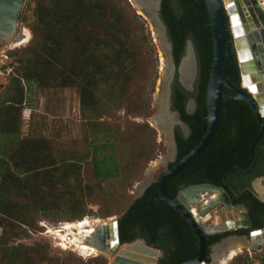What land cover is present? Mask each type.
Returning <instances> with one entry per match:
<instances>
[{
    "label": "trees",
    "instance_id": "16d2710c",
    "mask_svg": "<svg viewBox=\"0 0 264 264\" xmlns=\"http://www.w3.org/2000/svg\"><path fill=\"white\" fill-rule=\"evenodd\" d=\"M176 1L177 9L171 0H164L163 13L176 54L182 53L187 33L192 32L207 60L206 95L200 108L206 117L214 55L211 14L206 0ZM32 2L35 6V20L31 25L34 39L20 54V67L0 100V264H76L73 253L61 256L51 253L45 243L28 245L18 241L29 238L31 231H41L37 222L39 216L75 221L94 215L90 202L109 201L113 196L108 189L112 181L128 178L131 172L142 167V161L149 163L153 159L156 144L151 138L156 131L149 124L135 123L131 133L130 128L105 130L106 125L98 120L123 108L134 117L149 115L147 95L156 66L143 21L117 0ZM232 39L228 31L224 72L239 88L240 67ZM24 80L31 90V83H35L43 90L75 88L80 91L83 114L90 123L99 125L98 133H94L88 143L92 152L82 153L76 148L57 151L48 138H21L20 114L27 93ZM227 90L237 94L229 86ZM246 105V100L224 96L223 110H241ZM243 120L235 118L237 125L251 124L250 119ZM257 124L260 128V123ZM207 131L208 124L205 132H195L190 139L181 142L176 163L202 141ZM220 131L219 128L214 141L198 158L168 181L171 194L177 196L180 189L194 184H221L223 173L235 165L230 160L236 158V154L231 150L223 151L225 143ZM86 162L94 165L92 181H87L83 175ZM233 171L225 174L223 180L227 181ZM244 200L252 207L257 205L249 198ZM261 207L262 212L251 211L258 228L264 227V205ZM104 214L111 216L112 210ZM119 231L122 243L145 239L162 249L165 255L160 264H181L201 253L190 223L161 199L158 183L152 184L129 206L120 219ZM207 252L208 256L209 250ZM81 264H106V259L95 257ZM230 264L255 262L247 254L238 255Z\"/></svg>",
    "mask_w": 264,
    "mask_h": 264
},
{
    "label": "rangeland",
    "instance_id": "374dc122",
    "mask_svg": "<svg viewBox=\"0 0 264 264\" xmlns=\"http://www.w3.org/2000/svg\"><path fill=\"white\" fill-rule=\"evenodd\" d=\"M117 1L131 13L137 15L145 25V35L147 37V41L150 46L149 49L152 52L154 64L156 66V73L151 82L147 95L150 112L149 115H140L134 117L128 115L126 110L123 108L114 111L113 114L103 116L98 121L103 123L104 126L106 125L105 130L108 129L112 131L113 128L119 127L121 131H125L127 128H130L131 133H133L132 126L135 123L149 124L156 131L155 135L151 138V140L156 144V149L154 151L153 159L149 163L142 161V167L131 172L128 178L115 180L109 184V192L113 195L110 197L109 201L105 203L90 202L91 204L89 205V208L93 209L95 214L87 216L86 218H90L92 221L102 220L105 223L111 222L112 219L120 220L129 206H131L137 200L139 191L142 189L143 185L150 183L151 181L159 180L162 173L168 170L169 167L167 164L160 165L155 170L152 178H150L148 173H150V169L154 162L162 159V157L169 158L171 157L172 153V141L171 138H168L170 137L168 133L171 132V129L157 126L155 123V118L158 117L159 113L161 112L159 97L165 92V88L167 87V84L165 85L166 66H164L163 59L167 61L168 66V59L170 60L171 56L161 43L158 26L153 22V19L151 20L148 15H143L140 13V10L135 5L134 0ZM34 20L35 6L32 0H29L24 13L23 24L28 29L30 39L22 45L15 44L14 46L13 43H9L7 41H2L0 44V85H2L0 88V100L4 98L16 69L20 67V54L23 50L27 49L31 45L34 39V34L31 29V25ZM23 83L26 86L27 93L25 105L23 106L22 112L20 114L21 138H48L53 141V147L57 151L62 149L67 151L68 149L74 148H76L78 151H81L82 153L93 151V148H91L92 146L88 145V143L89 141H92L93 134L98 133L97 126L99 125L90 123L87 119V116L83 114L80 91L78 89L54 88L43 90L39 89L35 83H31V86H33V89L31 90L29 89V86L27 87V82L25 80ZM93 174V163L86 162L83 169L84 178L87 181H92L94 180ZM206 198H208L207 195ZM197 207L198 206L195 205L194 209H198ZM111 210V216L104 214L105 212L110 213ZM216 211L217 215H212L214 217L209 215L210 219L206 220L208 226L216 227L217 220L223 218V213L219 211L218 207H216L210 214H213ZM231 212L240 218L241 210H235ZM46 220L49 221L48 223L50 227L55 228V231H50L49 234H44L46 228L41 224V222ZM37 222L42 228L41 231H31L30 237L19 240V243L22 242L29 245L36 242H42L50 247L51 253L61 256H66L70 253H73L76 256V264H81L82 262H86L95 257H104L106 259V264H110L112 261L111 256L104 251H101L99 255L83 256L76 249V247L73 246V243L70 240L73 237L70 238L69 236V240L67 241L64 240L62 236L58 235L57 231L64 229L67 222L74 221H59L58 219H49L44 216H39ZM61 222L66 223L61 224ZM107 225L104 226L106 227ZM99 227L102 228L100 229ZM103 228L104 227L102 224L96 228L98 230L100 229L98 234H101L104 231ZM255 228L258 227L256 226ZM1 233L2 228H0V234ZM98 238L100 239V237ZM60 239H63L62 243L64 244H62V246H60L61 244L58 242ZM223 244V248L225 250H228L227 248L231 246L229 243H220V245ZM65 245H68V248H65ZM249 246V249H244L239 255L249 254V256L254 259L255 264H262V257H264V236H262L260 239V244L258 246L254 248L250 245V243ZM220 248L218 249V252L220 251ZM218 252L215 247L211 252L212 257L215 254H217V256H222L223 253L221 252L218 254ZM217 260L218 258L215 261ZM233 260L227 264H230ZM209 262H211V259Z\"/></svg>",
    "mask_w": 264,
    "mask_h": 264
},
{
    "label": "flooded vegetation",
    "instance_id": "af4514ba",
    "mask_svg": "<svg viewBox=\"0 0 264 264\" xmlns=\"http://www.w3.org/2000/svg\"><path fill=\"white\" fill-rule=\"evenodd\" d=\"M163 2L164 0H161L159 16L165 25V33L171 44V58L174 65L173 72L169 77L170 80H166L165 82L168 89L167 94L166 91L164 93L166 97L165 107L167 108V111H164L165 113L167 112L166 114H170L172 119L167 125L168 127H165L171 129L169 133L170 137L168 138H171L172 148L175 150L174 156L168 158V167L170 168L172 164H176L180 156L181 142L190 139L195 132H205L206 124H208L209 129V113L204 117L200 112L202 101L206 95L205 86L208 67L207 60L203 58L202 52L196 44L192 32L187 33L188 38L185 41V47L182 53L179 56L176 54L175 43L171 35L170 27L163 13ZM171 2L177 9V1L171 0ZM229 3L234 4L231 9H227V12L229 32L233 38L232 42L235 46L236 57L240 67L239 88L250 93L254 97L259 95L260 98H262L264 96V9L259 4V0H230ZM260 3H264V0H260ZM234 20H237V24L234 23ZM238 39L246 40V44L243 45L242 48L243 51L249 55L246 59L250 61L248 62L250 72L247 75L249 77L247 83L250 84L245 83V76L241 67L242 60L240 51L237 47ZM11 43H13V41ZM190 45H192L193 48V54L190 56L192 59V70L191 73L187 75L184 71L188 61H186V59H188L190 54ZM255 85H257V89L254 88ZM254 89L257 91H254ZM206 99L209 109L208 94ZM246 106L252 109L250 110L248 109L249 107L247 108ZM246 106H243L241 110H222L220 120L222 127L219 126L221 129V140L225 143L223 151L225 153H227L228 150L235 152L236 158L230 160V162L235 163V165L230 168L228 172L234 171L229 174L227 181H224L222 178L221 184L218 185L228 192L229 201L226 203L224 199L218 198L217 200H219V203L216 207L219 208V211H221L223 215L228 212V214H230L232 213L231 211L241 210L238 221L239 224L237 227H235L236 225L233 226L234 228L228 232L222 230L224 228L219 222H216V227L208 226L206 220L210 219L209 215H211V217H214L212 215H217V211L210 214L216 207L206 214H203L201 210L203 206L206 207L205 204L208 200L210 201L214 198L215 194L213 193L207 195L208 198L205 196L201 204L196 202L192 205V211L203 220L202 227L206 232L207 243L209 242L207 249V251L209 250L207 256L209 261L210 259L212 260L211 252L215 247L220 245V243L234 238L240 239V237L242 238L245 236H248L250 239L253 231L260 229L255 228L256 224L251 216V211H263L261 205H264V134L256 145L255 155L253 157L254 143L262 132V125L252 105L248 102ZM259 107L261 109V104ZM260 113L263 114L264 112L262 113L261 111ZM236 117L243 118L244 122H248L250 119L251 124L243 126L237 125L235 121ZM262 117L264 120V114ZM257 123H260V128ZM187 187L180 189L177 196L182 194ZM236 189L238 191H236ZM244 198H249L252 203L257 205L253 207L250 206L245 202ZM195 205L198 206V209H194ZM262 220L264 221V216ZM163 253L162 259L165 255L164 251Z\"/></svg>",
    "mask_w": 264,
    "mask_h": 264
},
{
    "label": "water",
    "instance_id": "95a60500",
    "mask_svg": "<svg viewBox=\"0 0 264 264\" xmlns=\"http://www.w3.org/2000/svg\"><path fill=\"white\" fill-rule=\"evenodd\" d=\"M28 1L29 0H0V44L2 43V41H7L9 43L13 41V44H15L23 41L24 38H26L27 28L23 24V18ZM138 1L142 4L143 7H146L149 0ZM206 2L212 18L214 39V55L208 93L209 129L202 141L173 167H170L168 168V170L163 172L158 181H151L150 183L144 184L142 189L139 191L137 197V199L142 197L152 184L158 183V189L161 195V199L171 204L190 223L198 239L201 253L199 257L183 262L181 264H218V260L215 261L218 258L217 254L212 257L213 260H211V262L207 261L208 246L206 232L202 227L203 220L200 219L194 213V211H192V205L196 202L201 203L206 195L212 193H218V198H222L226 201V203H228V192L225 191L223 188L219 187L218 185L204 183L190 185L184 190L182 194H180L179 196H174L168 190L167 183L172 177L180 173L185 167H187L196 158H198L214 141L220 126L225 94L230 97H234L235 99L246 100L252 105L255 112L258 114L259 120L262 125V132L254 143L253 157L255 155L256 145L264 134V120L262 117V115L264 114V96L262 98H260L259 95H256V97H254L250 93L245 92L243 89L234 86L227 79L224 72L227 57L229 31L227 9H231L234 4L229 3L230 0H206ZM259 4L263 6L264 3L261 4L259 0ZM160 9L161 0H154L153 7L149 10L146 9V11L148 16H153V19L155 20L156 24L160 27L162 32L161 39L163 41L164 47L171 56V44L165 33V25L163 24L159 16ZM15 19H19L20 21L19 27L17 28L13 25V21H15ZM236 22L237 20H234L235 24H237ZM245 41V39H238L237 47L240 51V57L242 60L241 67L245 76L244 79L247 83V79L249 78L247 75L250 72L248 62L250 61L246 59V57H249V55H247L242 48L243 45L246 44ZM192 54L193 48L192 45H190L189 57L192 56ZM187 60L188 59H186V61ZM170 63L171 76L174 69L172 58H170ZM169 80L170 78H168V81ZM227 86L235 90L237 94L232 95L228 93ZM256 86L257 85H255L254 87L255 89H257ZM1 87L2 85H0V88ZM255 89L254 91H257ZM259 103L261 104V109L259 107ZM261 111L263 114L260 113ZM162 127L166 128L164 126ZM171 150V157H173L175 150L173 148ZM168 163L169 159L166 157L165 164L168 165ZM228 171L229 169L223 173V175L221 176V180ZM218 203L219 200L210 202L209 205H206L205 208L202 207V213L206 214L210 212L218 205ZM119 223L120 220H116V230L114 231V233L110 232V227L107 225L103 228L104 231L101 234L97 235V240L99 241V246L101 247L102 251L108 253L112 258L110 264H159L164 254L163 251L153 245H150L145 239H138L135 242L131 243H122L120 238ZM233 228L222 230L228 232L231 231ZM262 236H264V227L254 230L250 239L248 238V236L242 238L240 237V239L244 240V242H248V244L250 243V245L255 248L260 244V239L262 238ZM98 237H100L101 240ZM258 238L259 240H256ZM220 247H224V244L216 247L217 252Z\"/></svg>",
    "mask_w": 264,
    "mask_h": 264
},
{
    "label": "bare ground",
    "instance_id": "6f19581e",
    "mask_svg": "<svg viewBox=\"0 0 264 264\" xmlns=\"http://www.w3.org/2000/svg\"><path fill=\"white\" fill-rule=\"evenodd\" d=\"M134 2H135V5L137 6V8L140 10V13H142L143 15L144 14L147 15L146 9L149 10L153 7L154 0H149L146 7H143L142 4L138 0H134ZM262 7L264 9V4ZM150 18L152 20L153 16L151 15ZM153 22L156 24L154 19H153ZM19 24H20L19 19H15V21H13L14 27H16V28L19 27ZM158 31H159V38L161 39L160 33L162 34V32H161V29L159 26H158ZM27 32H28V29L26 30V34H27L26 38H24V40L21 42L15 43L16 45H22L23 43H26L30 39V34H29V32L28 33ZM19 43H21V44H19ZM161 43L164 47L162 39H161ZM15 44H14V46H15ZM163 63H164V66H166L165 80H168V78L170 76V72H171V63H170L169 59H168V66H167V61H165V59H163ZM191 70H192V59H191V57H189L188 61L186 63L184 72L188 75L191 73ZM247 84H250V83H247ZM165 91H166V88H165ZM164 93L161 94L159 97V105L161 108V112L159 113L158 117L155 118V121H156L155 123L157 126H164L165 127L171 122L172 119L170 117V114H166L167 112L165 113V111H167V108L165 107V98L166 97L164 96ZM163 111H164V113H163ZM165 162H166V157H162V159L153 163V165L150 169V173H148L150 178L153 177L155 170L160 165L165 164ZM218 197H219L218 193H216L214 198L210 201L208 200V202H206L205 205H209L210 202L217 200ZM238 221H239V216L235 215L234 213L225 214V215H223V218H220L219 220H217V222L222 224V227L224 229L233 228V226H235V225L237 226L239 224ZM101 224L103 225V227H105L104 225L108 224V226L110 227V232L114 233V231L116 230V220L115 219H112L111 222H109V223L108 222L105 223L102 220L92 221V220H90V218H85L82 220H76L74 222H67L65 225L66 227H64V229L61 228L62 230H58L57 232H58V235L62 236L63 239L67 240V241L69 240V236H70V238L73 237L72 239H70L73 243V246H75L76 249L83 256L84 255H86V256L99 255L101 253L102 249L99 246V241L97 240V235L99 233V230L102 227L101 228L99 227L100 228L99 230L96 228L98 226H100ZM256 240H259V238ZM226 243L231 244V246L229 245L230 247L227 248L228 250H225L222 247L221 250L218 252V254L221 253V251L223 253L222 256L218 255V264H227L231 260L235 259V257L238 256L244 249H249V247H250L247 242H244V240L238 239V238L237 239H231V240L227 241ZM227 244H225V245H227ZM65 248H68V245H65Z\"/></svg>",
    "mask_w": 264,
    "mask_h": 264
},
{
    "label": "built area",
    "instance_id": "2783aa9c",
    "mask_svg": "<svg viewBox=\"0 0 264 264\" xmlns=\"http://www.w3.org/2000/svg\"><path fill=\"white\" fill-rule=\"evenodd\" d=\"M48 222H49V221H47V220L41 222L42 226L46 228L44 234H49L50 231H51V232H52V231H55V228L50 227V225H49ZM63 223H66V222H61V224H63ZM62 241H63V239H60V240L58 241L59 244H61L60 246H62V244H64V243H62Z\"/></svg>",
    "mask_w": 264,
    "mask_h": 264
},
{
    "label": "snow or ice",
    "instance_id": "6c2138e0",
    "mask_svg": "<svg viewBox=\"0 0 264 264\" xmlns=\"http://www.w3.org/2000/svg\"><path fill=\"white\" fill-rule=\"evenodd\" d=\"M231 6V5H230Z\"/></svg>",
    "mask_w": 264,
    "mask_h": 264
}]
</instances>
